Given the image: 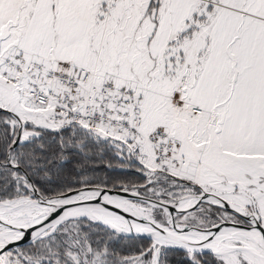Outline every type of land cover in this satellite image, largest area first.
Returning <instances> with one entry per match:
<instances>
[{
	"label": "snow or ice",
	"instance_id": "snow-or-ice-1",
	"mask_svg": "<svg viewBox=\"0 0 264 264\" xmlns=\"http://www.w3.org/2000/svg\"><path fill=\"white\" fill-rule=\"evenodd\" d=\"M0 264H264V0H0Z\"/></svg>",
	"mask_w": 264,
	"mask_h": 264
}]
</instances>
